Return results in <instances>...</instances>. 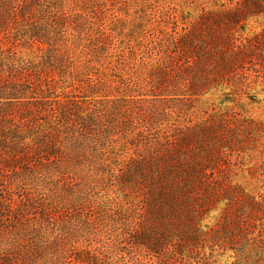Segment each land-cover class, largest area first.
<instances>
[{
	"label": "rangeland",
	"instance_id": "374dc122",
	"mask_svg": "<svg viewBox=\"0 0 264 264\" xmlns=\"http://www.w3.org/2000/svg\"><path fill=\"white\" fill-rule=\"evenodd\" d=\"M14 2L0 264H264V0Z\"/></svg>",
	"mask_w": 264,
	"mask_h": 264
},
{
	"label": "trees",
	"instance_id": "16d2710c",
	"mask_svg": "<svg viewBox=\"0 0 264 264\" xmlns=\"http://www.w3.org/2000/svg\"><path fill=\"white\" fill-rule=\"evenodd\" d=\"M15 10V2L14 0H0V31L4 30L5 28H8V26L10 25L9 23L11 22V17H9ZM7 66V65H6ZM21 66V65H20ZM7 70L8 72L10 71L11 73H17V72H21L22 71V67L17 68V66L13 67V66H7ZM5 69L4 68H0V72L2 74L5 73ZM17 90H15L16 92ZM17 93V92H16ZM15 98V97H13ZM20 97H16V99H19ZM39 104H46V102L44 100H38ZM1 118V117H0ZM46 134H50V138L53 141L54 140V146L59 145V143L61 142L60 137L58 135V131L57 133H50V132H46ZM59 148H61V150L64 148L62 146L59 145ZM52 161H48L47 163H51ZM25 239H23V243H24ZM23 245V244H22ZM23 256L26 258V260H29V256L31 257V260L33 259V254L30 251H25V253L23 254ZM26 264H30L28 262H26Z\"/></svg>",
	"mask_w": 264,
	"mask_h": 264
}]
</instances>
